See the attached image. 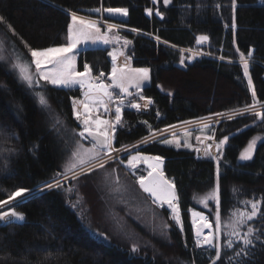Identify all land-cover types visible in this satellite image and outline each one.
<instances>
[{"label": "trees", "instance_id": "16d2710c", "mask_svg": "<svg viewBox=\"0 0 264 264\" xmlns=\"http://www.w3.org/2000/svg\"><path fill=\"white\" fill-rule=\"evenodd\" d=\"M105 8L128 10L125 25L140 33L124 31L131 41L127 56L134 68H146L152 76L151 84L142 90V96L152 100L150 111L124 108L115 147L141 143L170 126L252 104L243 66L237 62L240 53L246 55L249 49H254L250 75L257 99L264 104V0H237L235 33L230 0H172L168 6L163 0L156 4L153 0H0V16L6 21L0 23V37L6 39L9 50L14 45L30 61L24 42L33 49L65 45L72 12L92 16L90 10ZM146 9H152V15ZM9 24L18 35H12ZM201 35L208 37L207 47L197 43ZM191 50H205L213 57L184 61ZM109 52L103 48L82 51L78 70L84 71L87 63L95 77L100 72L107 77L113 65ZM41 84L49 110H42L31 90L18 81L8 64L0 62V200H7L18 187L34 190L58 178L71 146L65 139L73 129H81L72 108L83 91ZM57 120L60 135L53 130ZM256 136L264 137V124L255 116L226 119L216 129V140L228 138L220 162V214L227 221L241 211H251L246 201H258L262 215L248 226L264 229V139L252 160L239 159ZM138 152L161 157L166 177L176 186L183 230L174 227L170 241L158 242V250L133 253L125 241L104 239L95 231L106 226L98 210L99 194L90 179H83L78 185L66 183L35 194L14 207L26 220L22 225L0 222V264H210L214 250L196 247L191 212L199 209L196 198L216 186L215 160L207 155L199 159L196 150L178 149L162 140L143 145ZM226 254L231 253L223 248L216 264H228ZM254 264H264L259 245Z\"/></svg>", "mask_w": 264, "mask_h": 264}, {"label": "snow or ice", "instance_id": "6c2138e0", "mask_svg": "<svg viewBox=\"0 0 264 264\" xmlns=\"http://www.w3.org/2000/svg\"><path fill=\"white\" fill-rule=\"evenodd\" d=\"M158 0H153V4H156ZM172 0H163L165 6L169 5ZM231 9L233 12L231 28L233 33L237 27L235 22V9L237 7V0H230ZM220 7L219 4L216 5ZM93 11H100V9H94ZM104 12L110 15L119 14L120 16H127L128 10L125 8H105ZM149 15H152V9H146ZM157 16L162 14L159 11L155 13ZM72 23L67 29V43L57 47H47L44 49H33L31 46L25 43V47L31 56V60L28 61L23 55L15 49L14 45H11V51L9 52V46L6 39H0V61L9 63L11 69L17 75L18 80L24 84L32 95L36 99V102L42 110H49L50 104L46 92L41 84L43 81L45 84H50L56 87H73L79 85L80 89H87L83 93V100H73V114L75 119L80 123L81 130H72L71 135L65 139V143L69 141L71 146L69 148L70 155L67 162L64 165L63 172H57L56 176H63L65 181L69 179L78 181L81 176L89 175L91 172L98 170H104V181L109 183L112 187V191L120 192L123 188L120 185L119 177L116 174L117 169L115 167L109 168L111 163L123 164L124 160L119 157H114L113 153H121L129 151L128 146H122L120 148L114 147L116 137L117 126L123 127L122 107L124 106L123 96H117L113 99V93L108 91L109 86L100 82V77L104 76L103 72L99 73V76H92V69L85 63L84 71L79 72L75 70V57L70 55L74 49L81 43H97L102 42L104 44L110 43V39L107 36L100 35V27L95 21L85 20L79 17L75 12L71 13ZM0 23H6L3 16H0ZM12 35H18L11 25H7ZM117 25L109 24L108 28L111 30ZM227 27V26H226ZM133 32L137 31L132 29ZM22 39V38H21ZM119 38H117L118 41ZM159 40V37H156ZM208 40V37L201 35L198 37L197 43H203ZM124 45L131 43L130 40L125 39ZM239 51V49H237ZM7 53V54H5ZM122 54V53H121ZM109 56L112 58V69L110 79L113 81L112 86L119 88L120 93L129 95V78L126 75L124 68L116 66L117 55L115 51L109 52ZM254 58V49H249L247 54L240 53V63L243 66V76L247 79V87L251 92L252 104L245 105L243 109H234L233 111L243 115L249 113L254 115L261 124H264V104L257 99V93L255 91L253 80L249 74L250 60ZM223 59V57L221 58ZM183 63V60L181 61ZM34 66V69L33 67ZM137 76L135 79L136 87L139 88L140 84L148 79V69L136 70ZM95 81V83L93 82ZM140 100H145V108L152 104L150 98L144 96L139 97ZM109 103H115V117L114 120L102 119L99 115H92L97 111L96 106L103 107L104 112L109 111ZM259 105V107H257ZM128 106L135 109L137 112L141 110V105L134 101H130ZM80 107L83 108V114L80 112ZM22 110V109H21ZM215 115L221 116L222 113H216ZM231 118V117H229ZM144 123H147L145 121ZM191 123V122H185ZM170 127H175L170 126ZM210 128L209 124H205L201 129L203 132L205 129ZM53 130L58 135L62 134L60 122L57 120L53 124ZM161 131H166L161 130ZM154 135V134H153ZM78 137V138H77ZM212 136H206L205 139H212ZM196 139L199 141L200 136ZM264 139V137H253L248 146L243 152H241L239 159L241 161H250L253 159V154L256 150L257 141ZM83 141H87L91 147H84ZM148 138L145 137L141 142L147 143ZM228 142V138L220 140L216 145L218 152ZM164 143H175L179 147V141L165 140ZM187 145V143L185 144ZM133 147H138L133 145ZM207 155V151L205 152ZM222 155V153H221ZM153 160L156 162L153 167V171L148 172L147 177L141 175L136 180L140 189L147 193L152 199L153 204H158L160 207L166 203L171 209L173 214L172 218L179 225L181 224L180 211L177 205L178 195L176 192V186L172 181L166 180L163 177L162 172L157 171L163 160L159 156L146 157L142 156L139 152L134 155H129L127 159V167L135 168L136 162ZM71 172L72 176L69 177L67 173ZM155 173V174H154ZM135 175V173H133ZM114 181V186L111 182ZM63 184L60 179H54L53 182H46L44 187L51 190L53 188H60ZM30 189L18 187L11 191L7 200H0V206L7 204L9 201L15 200L17 197H23L25 193L30 192ZM126 192L127 189H124ZM220 168L219 164L216 169V186L214 190L200 198V203L207 207L209 200H214L217 204L216 217H215V233L211 230L203 235L202 230L205 228L211 229L212 225L207 223V217L201 215L198 212H192L193 226L195 227V245L197 248H201L207 251L208 248L214 250V256H210V264H216L221 260L222 247L227 248L231 254L227 255L228 264H254L257 256V247L260 246V250L264 251V229L253 226H248V222H252L261 217L259 212L258 201H246V204H250L251 211H241L239 216L235 220H230L227 227L230 231L227 232V241L223 246L219 243V236L222 232L221 216L219 211L220 201ZM235 215V214H234ZM197 218L200 221L197 225ZM26 220L25 215L22 212L15 210L14 208L8 211L0 212V222L5 226L12 223L22 225ZM246 226V231L241 232L240 227ZM164 229L168 228V225H163ZM183 230L181 225V231ZM163 235H167V232H163ZM203 238L201 239V237ZM106 239V237H104ZM131 251L133 253L139 251L138 245H133Z\"/></svg>", "mask_w": 264, "mask_h": 264}, {"label": "rangeland", "instance_id": "374dc122", "mask_svg": "<svg viewBox=\"0 0 264 264\" xmlns=\"http://www.w3.org/2000/svg\"><path fill=\"white\" fill-rule=\"evenodd\" d=\"M0 39H2L0 37ZM201 47L208 46V40L199 43ZM129 45V44H128ZM128 45H125V48H127ZM9 46V45H8ZM10 49V47H9ZM11 50H9L10 52ZM187 56H185L184 61L193 62L197 57L201 56H212L209 52L205 50H191L187 52ZM7 54V53H5ZM213 57V56H212ZM220 59V58H219ZM252 60H250L251 62ZM2 63H5L3 61H0ZM240 63V60L237 61ZM9 65V68L11 69V66L9 63H5ZM241 64V63H240ZM242 65V64H241ZM34 69V66H32ZM11 71L15 74V72L11 69ZM250 74V71H249ZM16 78L17 75L15 74ZM18 79V78H17ZM19 81V80H18ZM247 81V79H246ZM20 82V81H19ZM21 83V82H20ZM22 84V83H21ZM24 85V84H23ZM254 85V84H253ZM25 86V85H24ZM26 87V86H25ZM255 88V87H254ZM26 89L29 91V89L26 87ZM31 94L32 92L29 91ZM146 102L143 100L141 104H144ZM97 107V111L92 113V115H101L98 114V111L103 112L104 115H101V117L108 120H114V114L109 115L104 112L103 107L99 108ZM259 107V105L257 106ZM123 108V107H122ZM244 108V107H243ZM240 108V109H243ZM80 112L82 113V109L80 107ZM97 113V114H96ZM83 114V113H82ZM222 117H219L218 121H214V119H200L196 121H188L191 123H181L178 125H175V127H168L166 128V131H158L152 133L148 137L147 143H137L133 145H137L138 147H133V145L128 146L129 151L127 152H121V153H113L114 157H119L124 160L123 164H117V163H111L108 165L109 168L115 167L117 169V172L115 175L119 177L120 185L123 186L120 192L112 191V187H110L109 183H105L104 181V170H98L96 172H91L89 175L81 176L78 181H74L69 179L68 181L64 180L63 176H60L56 179H60L62 184L65 185L66 183H73L78 185L85 180L90 179L91 185L95 187L99 194L98 198V210L104 217L105 221L102 224H105L106 226L103 227V229L95 230L100 233V235L104 238L106 237L107 241L113 240V238H118L121 241H125L130 244L131 247L133 245L139 246V251L144 249H151V250H158V242L164 241L168 242L170 241L171 237V230L174 227H177L181 230V225L183 228V222H182V216H181V210L179 207L178 201L176 202L180 211V217H181V224H177L175 220L172 218L173 214L171 212V209L168 207V205L165 203L163 207H160L158 204H153L152 199L148 196L147 193H144L139 185L136 183V180L139 178V176L143 175L147 177L148 172L153 171V165L156 164L153 160H146V161H138L136 162L135 168H129L127 167V159L129 155H134L138 152V149L146 145L150 142H154L157 140H162L164 143L165 140H173L179 141V147L176 146L175 143L172 144H166L168 146H172L175 148H182V149H192V150H205L210 152L207 154V157L212 158L215 160L216 164H219L220 168V176L222 173L221 169V159L223 157V152H225V148L228 145V142L222 147L220 152L217 151L216 145L219 143L220 140H216L214 135L216 132V129L219 125V123L226 119H234L238 117H245V116H254L249 113H244L243 115H240L234 111L224 113V115H221ZM231 117V118H229ZM79 123V122H78ZM205 124H209L210 128L205 129L203 132L201 129L204 128ZM80 125V123H79ZM118 127V126H117ZM81 128V126H80ZM81 130V129H80ZM165 130V129H163ZM154 134V135H153ZM197 136H200L201 139L198 141L196 139ZM206 136H212V139H205ZM78 138V137H77ZM261 140L257 141V145L259 144ZM189 146H185V144ZM84 147H91V145L87 141H83ZM183 146V147H182ZM248 146V145H247ZM246 146V147H247ZM115 147V146H114ZM185 147V148H184ZM257 147V146H256ZM245 150V149H244ZM243 150V151H244ZM222 153V155H221ZM255 153V152H254ZM142 156L146 157H153L149 155H145L140 153ZM211 156H210V155ZM70 155V152L68 153L67 158L65 159V162L63 164V171H64V165L68 160V157ZM205 155V153H204ZM254 156V154H253ZM206 155L204 156V158ZM201 159V158H199ZM163 160V159H162ZM164 161V160H163ZM241 161V160H240ZM246 162V161H242ZM163 164L162 163L157 171L162 172L164 179L171 181L168 179L164 173L163 170ZM120 166L123 167L120 168ZM135 173V175H133ZM155 174V173H154ZM69 177L72 176V173H67ZM54 180L50 181L53 182ZM82 182V183H83ZM114 186V181L111 182ZM45 184L37 187L34 190H31L30 192H27L24 194L23 197H17L16 199H27L35 194L44 192L46 190H49L44 187ZM93 187V188H94ZM124 189H127L125 192ZM214 190V189H213ZM212 190V191H213ZM211 191V192H212ZM210 193V192H209ZM208 194V193H207ZM220 194V193H219ZM206 195V194H204ZM204 195H200L196 198V203L199 206V209L193 210L192 212H198L201 215L207 217V223L212 225L211 229L205 228L202 230L203 235H206L210 230L215 233V217H216V209L217 204L214 200H209L207 202V207H205L203 204L200 203V198ZM83 197L82 194H80V197ZM87 210H91V207L89 206V203H85ZM163 209L167 210L169 212V215H165V213L162 211ZM246 210V209H245ZM92 211V210H91ZM219 211H220V201H219ZM191 212V217L193 221V216ZM247 212V211H245ZM221 216V214H220ZM239 216V213L235 214L231 219H228L227 221H223L221 218V224H222V232L219 236V243L223 246L226 244L227 241V232L230 231V229L227 227L230 220H235ZM167 224L168 228L164 229L163 225ZM200 221L197 218V225L199 226ZM243 227H240V231L243 232ZM195 230V227H194ZM167 232V235H163V232ZM203 236L201 237V239ZM105 239V238H104ZM223 250V247H222Z\"/></svg>", "mask_w": 264, "mask_h": 264}, {"label": "crops", "instance_id": "0c3cea01", "mask_svg": "<svg viewBox=\"0 0 264 264\" xmlns=\"http://www.w3.org/2000/svg\"><path fill=\"white\" fill-rule=\"evenodd\" d=\"M89 13H91L92 16L81 15V14H77V15L79 17L84 18L85 20L95 21L97 23V25L100 27V35L107 36L111 42L108 44H104L102 42H97L95 44L91 43V42L79 44L76 47V49H74L73 53L70 54V55L75 57V70L79 71L78 70V60H79V55L82 51H86V50H90V49H98V48L110 49V52L115 51V53L117 55V59L115 61L116 66L119 68H124L126 75L129 78V87H128L129 95H124L123 93H120L119 88L112 86L113 81L110 79L111 74H109L107 77L100 78V82H103L104 84L109 86L108 91L113 93V99L114 100L116 99L117 96H123L124 106L122 108V113H123L124 108L128 106L130 101H134L136 103H139L142 106L141 103L143 102V100H140L139 97L142 95V90L151 84L152 76H151L150 70H148V79L143 81L140 84L139 88L136 87V83H135V79L137 76L136 70L146 69V68H134L132 66L131 60L127 56V50L131 47V43L127 46V48H125V45L123 43V41L125 39H127L124 35V31L133 32L132 29L128 28L125 25V23H128V21H129V12H128L127 16H120L119 14L110 15L109 13L104 12L102 10H100L98 12L90 10ZM109 24L117 25L118 27H114L111 30H109V28H108ZM135 32L140 33L138 31H135ZM117 38H119L118 41H117ZM127 40H129V39H127ZM110 58H111V56H110ZM111 61H112V58H111ZM112 64H113V62H112ZM79 72H83V71H79ZM92 76L95 77L93 75V73H92ZM93 82L95 83V81H93ZM57 88H64V89L79 88L80 89L79 85H76L73 87H57ZM82 91L84 93L85 91H87V89L85 88ZM83 99H84V95H83L82 99H80V100H83ZM145 103L146 102H144V104ZM151 106H152V104L148 105L147 108H145V107L141 108V111L149 112L151 109ZM98 107L100 108V106H98ZM81 109H82V113H83V108L81 107ZM108 112H109V114H108ZM108 112H107V114H108L107 117H109V115L114 114L113 112H115V103H109V111ZM98 114L104 115L103 112H101V111H98ZM101 115H99L100 118H102ZM102 119H104V117ZM163 163H164V161H163ZM163 170H164V164H163Z\"/></svg>", "mask_w": 264, "mask_h": 264}, {"label": "built area", "instance_id": "2783aa9c", "mask_svg": "<svg viewBox=\"0 0 264 264\" xmlns=\"http://www.w3.org/2000/svg\"><path fill=\"white\" fill-rule=\"evenodd\" d=\"M145 104H142L141 108H144ZM219 117H222V116H212V117H208L206 119H214V121H218ZM205 153V150H200V149H197L196 150V156L197 158H204V155ZM23 200L25 199H15V200H12V201H9L7 204H4L2 206H0V212H3V211H8V210H11L13 209L18 203L22 202Z\"/></svg>", "mask_w": 264, "mask_h": 264}, {"label": "water", "instance_id": "95a60500", "mask_svg": "<svg viewBox=\"0 0 264 264\" xmlns=\"http://www.w3.org/2000/svg\"><path fill=\"white\" fill-rule=\"evenodd\" d=\"M39 194V193H38Z\"/></svg>", "mask_w": 264, "mask_h": 264}]
</instances>
